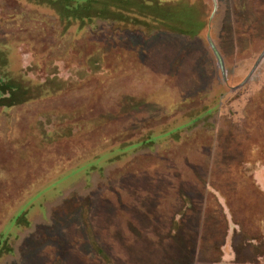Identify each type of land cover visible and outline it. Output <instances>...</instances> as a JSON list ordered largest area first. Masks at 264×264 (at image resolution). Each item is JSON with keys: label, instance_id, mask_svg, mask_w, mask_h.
<instances>
[{"label": "rangeland", "instance_id": "rangeland-1", "mask_svg": "<svg viewBox=\"0 0 264 264\" xmlns=\"http://www.w3.org/2000/svg\"><path fill=\"white\" fill-rule=\"evenodd\" d=\"M189 1L197 38L0 0V79L40 94L0 106V264H264V0Z\"/></svg>", "mask_w": 264, "mask_h": 264}, {"label": "trees", "instance_id": "trees-1", "mask_svg": "<svg viewBox=\"0 0 264 264\" xmlns=\"http://www.w3.org/2000/svg\"><path fill=\"white\" fill-rule=\"evenodd\" d=\"M39 6L52 9L61 22L70 28L75 23H85L94 19L115 21L123 25H147L149 30H163L183 35L189 38L200 37L209 25L204 8L195 5L189 0L176 4H163L159 0H144L139 4L134 0H27ZM96 12L97 14H93ZM18 87L0 79V106L12 107L37 99L31 96H22V100L11 99L18 92ZM45 92V90L43 91ZM7 96V97H4ZM29 212L16 218V226L31 225L28 219ZM14 248L12 240L7 235L0 237V263Z\"/></svg>", "mask_w": 264, "mask_h": 264}, {"label": "water", "instance_id": "water-1", "mask_svg": "<svg viewBox=\"0 0 264 264\" xmlns=\"http://www.w3.org/2000/svg\"><path fill=\"white\" fill-rule=\"evenodd\" d=\"M263 57H264V55L262 56V58H263ZM262 58H261V60H262ZM261 60H260V61H261Z\"/></svg>", "mask_w": 264, "mask_h": 264}]
</instances>
